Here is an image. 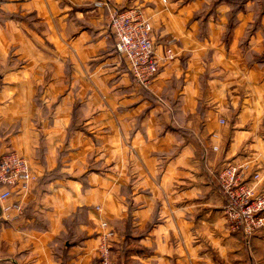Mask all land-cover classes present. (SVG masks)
Segmentation results:
<instances>
[{
    "label": "crops",
    "instance_id": "crops-1",
    "mask_svg": "<svg viewBox=\"0 0 264 264\" xmlns=\"http://www.w3.org/2000/svg\"><path fill=\"white\" fill-rule=\"evenodd\" d=\"M256 1L0 0V154L35 176L4 202L19 212L0 203V264H98L102 220L114 264H264V230H231L218 183L231 163L264 193ZM98 2L142 8L157 54L172 45L146 86Z\"/></svg>",
    "mask_w": 264,
    "mask_h": 264
},
{
    "label": "built area",
    "instance_id": "built-area-1",
    "mask_svg": "<svg viewBox=\"0 0 264 264\" xmlns=\"http://www.w3.org/2000/svg\"><path fill=\"white\" fill-rule=\"evenodd\" d=\"M96 5L105 6L108 12L115 53L124 61L133 81L146 86L173 58L172 45L167 44L163 56L157 54L153 25L142 8H116L108 2H98ZM239 169L240 166L235 164L225 165L218 174V183L226 201L224 212L231 230H241L251 235L264 230V193L258 192L252 185L242 183ZM34 177L33 168L26 157L16 151L0 154V203L5 218L9 216L10 210L19 212L20 206L14 202H4L11 199L14 193H27ZM254 179H258L257 174ZM99 227L102 231L95 250L98 264H114L110 250L114 230L104 220L99 222Z\"/></svg>",
    "mask_w": 264,
    "mask_h": 264
},
{
    "label": "trees",
    "instance_id": "trees-1",
    "mask_svg": "<svg viewBox=\"0 0 264 264\" xmlns=\"http://www.w3.org/2000/svg\"><path fill=\"white\" fill-rule=\"evenodd\" d=\"M227 1H230L232 3V5H233V10L231 12V17H232L235 14L236 11L242 9V6L239 5V4H241V2H243L244 0H227ZM211 9L213 10L214 6L211 5ZM231 17L229 19V26L227 27V32L226 33H228L230 31V25L232 24V21H231L232 18ZM255 59H256L257 62L264 63V51H263V53L261 55L256 54ZM110 250H111V257H112V246H111Z\"/></svg>",
    "mask_w": 264,
    "mask_h": 264
},
{
    "label": "rangeland",
    "instance_id": "rangeland-1",
    "mask_svg": "<svg viewBox=\"0 0 264 264\" xmlns=\"http://www.w3.org/2000/svg\"><path fill=\"white\" fill-rule=\"evenodd\" d=\"M256 5H257V10H258V12H260V11H264V0H257V1H256ZM229 15H230V13H229ZM229 15H228V16H229ZM109 32H110V31H109ZM110 36H111V38H112V35H111V34H110ZM113 45H114V43H113ZM113 51H114V55H115L116 61H117L118 65L120 66V68L123 67L124 69L127 70L124 61L118 56V54L115 53V50H113Z\"/></svg>",
    "mask_w": 264,
    "mask_h": 264
}]
</instances>
